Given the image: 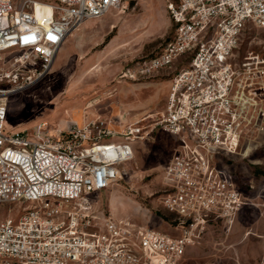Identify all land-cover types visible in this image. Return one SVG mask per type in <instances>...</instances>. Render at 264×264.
<instances>
[{
	"label": "built area",
	"instance_id": "2783aa9c",
	"mask_svg": "<svg viewBox=\"0 0 264 264\" xmlns=\"http://www.w3.org/2000/svg\"><path fill=\"white\" fill-rule=\"evenodd\" d=\"M130 1L0 0V264H182L209 224H230L244 205L222 162L246 156L242 144L264 123V54L234 56L247 24L264 27V0H165L171 38L119 75L139 80L180 64L153 124L178 137L161 199L177 234L93 209L90 194L123 179L131 142L151 137L141 120L119 130L101 119L60 130L40 120L33 134L5 127L9 96L48 72L65 36Z\"/></svg>",
	"mask_w": 264,
	"mask_h": 264
},
{
	"label": "rangeland",
	"instance_id": "374dc122",
	"mask_svg": "<svg viewBox=\"0 0 264 264\" xmlns=\"http://www.w3.org/2000/svg\"><path fill=\"white\" fill-rule=\"evenodd\" d=\"M42 12L49 11L37 8L38 14ZM107 18L114 26L104 40L83 53H59L40 80L9 96L5 127L33 134L40 120L60 130L72 120L120 113L123 120H140L148 115L139 123L145 130L152 128V135L131 142L134 157L123 163V179L107 190L91 193L90 198L98 216L129 218L177 234L175 215L163 207L161 199L163 164L178 137L153 128V124L164 111L170 77L180 64L136 81L118 76L127 63L159 52L171 38L173 24L165 0H133L111 9ZM249 52L264 54V27L247 24L242 30L234 56L241 59ZM242 145L241 153L246 156L234 155L222 165L235 176L244 205L230 224H209L186 248L182 264H264V123ZM13 210L15 217L21 205Z\"/></svg>",
	"mask_w": 264,
	"mask_h": 264
},
{
	"label": "crops",
	"instance_id": "0c3cea01",
	"mask_svg": "<svg viewBox=\"0 0 264 264\" xmlns=\"http://www.w3.org/2000/svg\"><path fill=\"white\" fill-rule=\"evenodd\" d=\"M109 13H110V11H108L106 14H104L103 16H101L99 18H92V19L85 20V21L81 22L77 27L72 29L65 36L61 46L59 47V50L56 53V56L59 53H64L65 55L77 54L78 52L83 53L86 49H88L92 45H96L98 42L104 40V38H106L108 36L112 27L114 26L113 22L107 18V15ZM114 39H116L115 36H114V38L110 39L109 44L112 43L114 41ZM127 64H129V63H127ZM126 65H124L120 69L118 76L120 75L121 71L124 69V67ZM119 79L120 80H127V79H121L120 77H119ZM169 89H170V80H169V84H168L166 100H167ZM124 92H125V90L122 91V94H127L126 93L127 90L125 93ZM145 115L146 114L142 115L141 117H139V119L142 120V117L143 118L146 117ZM131 116L132 115H130V117ZM122 117L123 116L120 113V114L112 115L111 117L87 118L86 120H82L80 122L77 120H72V121L68 122L67 126L70 124H77L78 126H85V125H87V124H89V123H91L97 119H101V120H107L108 123L113 128H115V130H119L125 124L138 120V119L130 120V119H128V117H126L123 120ZM166 163H164L163 166H165Z\"/></svg>",
	"mask_w": 264,
	"mask_h": 264
},
{
	"label": "bare ground",
	"instance_id": "6f19581e",
	"mask_svg": "<svg viewBox=\"0 0 264 264\" xmlns=\"http://www.w3.org/2000/svg\"><path fill=\"white\" fill-rule=\"evenodd\" d=\"M39 7H41L40 5H37V7H36V12H37V8H39ZM42 9H46V10H48L49 11V9H48V7H43ZM38 14V13H37Z\"/></svg>",
	"mask_w": 264,
	"mask_h": 264
}]
</instances>
